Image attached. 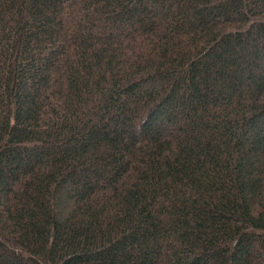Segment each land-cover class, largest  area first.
I'll list each match as a JSON object with an SVG mask.
<instances>
[{"label": "trees", "instance_id": "trees-1", "mask_svg": "<svg viewBox=\"0 0 264 264\" xmlns=\"http://www.w3.org/2000/svg\"><path fill=\"white\" fill-rule=\"evenodd\" d=\"M0 264H264V0H0Z\"/></svg>", "mask_w": 264, "mask_h": 264}]
</instances>
